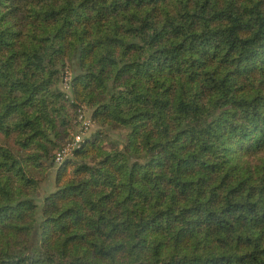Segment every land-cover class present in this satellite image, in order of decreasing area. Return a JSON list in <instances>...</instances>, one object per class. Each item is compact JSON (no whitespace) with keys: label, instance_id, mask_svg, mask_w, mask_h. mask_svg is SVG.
I'll return each instance as SVG.
<instances>
[{"label":"trees","instance_id":"16d2710c","mask_svg":"<svg viewBox=\"0 0 264 264\" xmlns=\"http://www.w3.org/2000/svg\"><path fill=\"white\" fill-rule=\"evenodd\" d=\"M0 264H264V0H0Z\"/></svg>","mask_w":264,"mask_h":264},{"label":"built area","instance_id":"2783aa9c","mask_svg":"<svg viewBox=\"0 0 264 264\" xmlns=\"http://www.w3.org/2000/svg\"><path fill=\"white\" fill-rule=\"evenodd\" d=\"M69 79L68 75L65 76V80ZM86 109V108H85ZM84 111V108L83 110ZM91 124L90 119L84 117L83 113L80 112L78 116V127L76 133L73 135L72 139L63 148L55 153V161L59 163L65 155H67L71 148L75 147L81 138L85 135Z\"/></svg>","mask_w":264,"mask_h":264},{"label":"rangeland","instance_id":"374dc122","mask_svg":"<svg viewBox=\"0 0 264 264\" xmlns=\"http://www.w3.org/2000/svg\"><path fill=\"white\" fill-rule=\"evenodd\" d=\"M80 112L83 113L85 119H86V118H89V113H90V112H89L88 109L86 110V109L84 108V111H80ZM77 127H78V125H77ZM77 127H76V129L73 130V132H74L75 130L77 131ZM95 128H96L95 125L90 124L89 127H88V130H87V132H86L85 134H89L90 132L94 131ZM73 132H72V133H73ZM75 133H76V132H75ZM75 133H74V134H75ZM67 143H68V142H67ZM67 143H66V144H67ZM66 144H64V146H65ZM54 170H55V169H54ZM54 170H51V171L48 173L47 178H46V179H42V181L40 182V186H39L38 193H37V199H41V198L44 196V194H46L48 191H50V190H52V189L54 188V175H55Z\"/></svg>","mask_w":264,"mask_h":264}]
</instances>
